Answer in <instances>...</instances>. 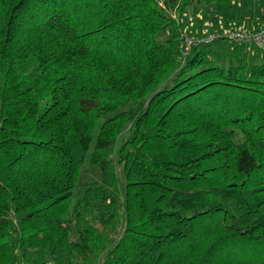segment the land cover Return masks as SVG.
Here are the masks:
<instances>
[{
	"label": "trees",
	"instance_id": "1",
	"mask_svg": "<svg viewBox=\"0 0 264 264\" xmlns=\"http://www.w3.org/2000/svg\"><path fill=\"white\" fill-rule=\"evenodd\" d=\"M195 2L0 0V264H264V51L183 61Z\"/></svg>",
	"mask_w": 264,
	"mask_h": 264
},
{
	"label": "rangeland",
	"instance_id": "2",
	"mask_svg": "<svg viewBox=\"0 0 264 264\" xmlns=\"http://www.w3.org/2000/svg\"><path fill=\"white\" fill-rule=\"evenodd\" d=\"M163 1V0H162ZM235 4L237 7H239L240 12L244 11L245 14H249L251 12V14H253L254 12V16L256 14V16H258V18L256 17L255 19V23L254 28L251 31L253 32H258V30L260 28L264 27V0H235ZM242 4V6H241ZM197 2H195L191 8H189L185 14L183 15L181 20L175 19L176 24L178 25V29H176V32L178 33L179 37V43H180V34L182 32H188L191 35H202V34H209V33H213L215 31H219V28H225L228 30H246V26L239 27L238 21H234L233 24H230L231 26H224L221 25L223 24V19H225L222 16H216V14H219L218 12H214V6L210 7L209 9V13H204L202 12V10L200 9V7H196ZM196 7V10L193 11V8ZM244 8V9H243ZM194 12V13H193ZM169 15L177 18V15L175 13L172 12H167ZM197 13V16L194 17V14ZM216 13V14H215ZM187 14V15H186ZM215 18V19H214ZM227 19V18H226ZM230 21H232V19H228ZM223 21V22H222ZM217 24L221 25L220 27H217ZM225 24H229L226 23ZM214 27V28H210V27ZM249 27V25H248ZM258 27V28H256ZM213 30V31H212ZM250 30V28H249ZM168 37V36H167ZM166 36L163 38L165 39ZM235 42H228L225 40H217L214 41L212 44L208 45L206 47V50H208L209 56L212 60L218 62H224L227 63L232 56V51L231 49L234 47ZM254 48H252L253 50ZM255 51V50H253ZM249 51V55H250ZM249 64H251V62H249ZM225 66V65H224Z\"/></svg>",
	"mask_w": 264,
	"mask_h": 264
},
{
	"label": "built area",
	"instance_id": "3",
	"mask_svg": "<svg viewBox=\"0 0 264 264\" xmlns=\"http://www.w3.org/2000/svg\"><path fill=\"white\" fill-rule=\"evenodd\" d=\"M225 40L235 42V44H249L255 49H264V27L258 32L250 30H228L220 29L209 34L191 35L188 32L180 34V53L183 61L189 56L194 47L210 45L214 41Z\"/></svg>",
	"mask_w": 264,
	"mask_h": 264
},
{
	"label": "crops",
	"instance_id": "4",
	"mask_svg": "<svg viewBox=\"0 0 264 264\" xmlns=\"http://www.w3.org/2000/svg\"><path fill=\"white\" fill-rule=\"evenodd\" d=\"M241 6H242V4H241ZM243 9H244V8H243ZM242 12H243V15H244L243 20H240L239 23L236 24V25H238L239 27H242V25H243V26H246L247 30H249V28H250V31H251L252 29H255L253 24L256 22L255 19H256V17L258 18V16H256V14H255V16H254V12H253V14H251V12H250L249 14H245L244 11H242ZM186 15H187V14H186ZM194 17H195V16H194ZM222 17H223V16H222ZM223 21H224V22H223ZM223 21H222L223 24H221V25H224V26H228V25L231 26L230 24L234 23V22L229 21V20H227V19H223ZM225 22H226V23H229V24H225ZM221 25L217 24V27H220ZM248 25H249V27H248ZM231 27H232V26H231ZM210 28L212 29V28H214V27L212 26V27H210ZM256 28H258V27H256ZM220 29H225V28L220 27L219 30H220ZM212 31H213V30H212ZM235 45H236V46H239L238 48H239L240 50H243V51H244V50L246 51L247 49H249V51L252 52V53H250V55H249V56L252 55L251 57H253V56L255 57L256 54H257L256 51H253V50H252L253 47H249V46H247V44H234V46H235ZM232 49H233V48H232ZM232 49H231V50H232ZM254 50H255V49H254ZM263 51H264V49H263Z\"/></svg>",
	"mask_w": 264,
	"mask_h": 264
}]
</instances>
